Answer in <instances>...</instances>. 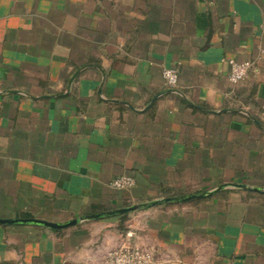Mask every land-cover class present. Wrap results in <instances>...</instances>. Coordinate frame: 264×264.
Returning a JSON list of instances; mask_svg holds the SVG:
<instances>
[{
  "label": "crops",
  "instance_id": "crops-1",
  "mask_svg": "<svg viewBox=\"0 0 264 264\" xmlns=\"http://www.w3.org/2000/svg\"><path fill=\"white\" fill-rule=\"evenodd\" d=\"M166 198L1 224L0 264H104L130 227L155 264H264V0H0V219Z\"/></svg>",
  "mask_w": 264,
  "mask_h": 264
},
{
  "label": "built area",
  "instance_id": "built-area-1",
  "mask_svg": "<svg viewBox=\"0 0 264 264\" xmlns=\"http://www.w3.org/2000/svg\"><path fill=\"white\" fill-rule=\"evenodd\" d=\"M230 65V82L238 84L245 80L251 65L234 60L230 61ZM163 77L168 88L175 89L178 86L179 74L175 68H165ZM135 185L136 179L129 175L118 177L112 182V186L119 190L130 189ZM123 235L126 243L108 252L104 258V264H155L154 255L135 242L137 230L134 227L128 228Z\"/></svg>",
  "mask_w": 264,
  "mask_h": 264
},
{
  "label": "water",
  "instance_id": "water-1",
  "mask_svg": "<svg viewBox=\"0 0 264 264\" xmlns=\"http://www.w3.org/2000/svg\"><path fill=\"white\" fill-rule=\"evenodd\" d=\"M225 188H236V189H250L253 191H257L260 192L259 189L256 188H248L245 184H225L220 186L219 188H217L216 190H214L213 193H216L220 190H223ZM200 196L195 195V196H191L188 199H195L198 198ZM176 200V198H166L164 200H160V201H154L151 202L150 204H135L129 207H125V208H120L117 210H113V211H108V212H104V213H98V214H92L86 217H80V218H76L66 224H57V223H51V222H47L44 220H38V219H0V225L1 224H15V223H32V224H38V225H44L50 228H54V229H60V228H66V227H70V226H74L79 224L80 222L84 221V220H92V219H99L105 216H114V215H123V214H128V213H132V212H136L142 208L148 207L150 205H157L163 202H171Z\"/></svg>",
  "mask_w": 264,
  "mask_h": 264
},
{
  "label": "trees",
  "instance_id": "trees-1",
  "mask_svg": "<svg viewBox=\"0 0 264 264\" xmlns=\"http://www.w3.org/2000/svg\"><path fill=\"white\" fill-rule=\"evenodd\" d=\"M128 215H129V213H128V214H123V215H118V216H120V218H121L122 220H124V218H126ZM126 231H127V229L125 228V229L123 230V232L125 233Z\"/></svg>",
  "mask_w": 264,
  "mask_h": 264
}]
</instances>
